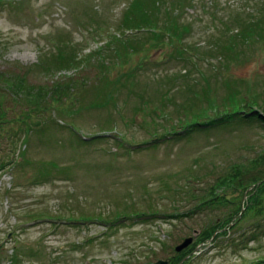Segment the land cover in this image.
<instances>
[{
	"label": "rangeland",
	"instance_id": "374dc122",
	"mask_svg": "<svg viewBox=\"0 0 264 264\" xmlns=\"http://www.w3.org/2000/svg\"><path fill=\"white\" fill-rule=\"evenodd\" d=\"M128 2L0 0V72L13 83L23 77V88L40 92L39 104L51 100L45 110L24 112L32 94L8 96L13 107L0 147L13 163L0 170V264H168L236 206L196 209L206 189L264 153L260 121L208 127L199 110L212 115L208 106L222 105L232 91L264 111V37L239 38L228 58L210 51L245 22L264 27V0H193L178 14L180 41L128 30L131 53L119 50L118 63L106 39ZM185 47L195 55L178 58ZM97 89H110L114 100L104 104ZM230 197L242 205L247 190ZM116 212L126 216L108 222ZM237 230L194 245L183 260L251 264L264 257V233L249 240ZM186 237L191 242L176 251Z\"/></svg>",
	"mask_w": 264,
	"mask_h": 264
},
{
	"label": "trees",
	"instance_id": "16d2710c",
	"mask_svg": "<svg viewBox=\"0 0 264 264\" xmlns=\"http://www.w3.org/2000/svg\"><path fill=\"white\" fill-rule=\"evenodd\" d=\"M193 0H129L125 10L121 16V25L117 27L115 32L111 33L110 36L106 39V42L109 43L113 47V53L115 55L114 59L116 62H122L118 59L119 50L124 51V56L131 53L127 49L129 48L130 44V36L126 33L128 30H148L154 32L153 34L158 38L159 36L163 40L166 38L168 43L180 41L181 39V26L178 23L179 12L183 7L187 5H191ZM172 2V3H170ZM170 3L171 10L167 5ZM174 10H177L174 12ZM162 13L168 20L160 19ZM264 15V11H263ZM258 23H253V21H248L243 24L241 27L240 32L238 33H231L228 35L229 41L224 43L226 38L219 39V41L215 42L210 49V51L215 52L218 51L221 56L228 58L234 56L235 51V44L236 40L239 38L246 39L251 32L258 33L259 37H264V27L260 26L262 21L259 20ZM129 36V37H128ZM136 39V38H135ZM223 42V43H221ZM60 49V46H57ZM62 51V48L60 49ZM97 53V51H94ZM92 52L91 54H93ZM184 53L191 54L187 47L179 49L175 52V55L180 58L184 57ZM90 54V56H91ZM192 56L195 54H191ZM93 57V56H91ZM58 58L64 60V55L61 53L58 55ZM111 57L107 58V64L110 62ZM77 59L76 55H72L68 57L69 62L74 63ZM109 60V61H108ZM114 60V61H115ZM115 63V62H114ZM141 63V62H140ZM103 64V62H101ZM40 66V65H38ZM103 66V65H102ZM49 66L45 65L44 69L49 70ZM108 67V66H107ZM138 67V66H137ZM40 68H42L40 66ZM45 71V70H44ZM133 72L127 71L125 75L128 77L127 81L130 82L129 75ZM10 76L6 75L5 72H0V139L4 137L5 127L8 123L9 119L7 118V114L12 105L7 103L10 99L15 98V100H20L21 96H26L28 93L31 99L27 98L28 104L33 103V105L29 106L24 110L27 112L29 110L34 111L33 109L37 110H45L47 105L50 104L51 100L47 102V105L39 104V97L40 92L37 90L32 93V88H23L22 82L24 78L21 76L16 75L15 81L13 83L12 80L9 78ZM118 78L115 80L116 83L121 84V82L117 81ZM127 87L129 90L130 84L123 85ZM132 87V86H131ZM99 93L102 91L97 89ZM9 91V92H8ZM105 100L104 104L107 102H112L114 100V94L112 91L106 90L102 92ZM10 99H9V97ZM27 97V96H26ZM54 97V98H53ZM113 97V98H112ZM227 99L219 105L217 103H212L208 106L207 111H213L212 115L206 114V107L200 108L199 110L203 111L202 114V123L207 124L208 127L215 126V125H224L228 124L232 120H258L262 124H264V111L261 112L258 109H255L256 106L259 107L258 102L256 103L255 99H248V98H239L238 100L233 96V92L230 91L228 93ZM57 100L58 97L56 95H51V99ZM57 98V99H56ZM25 99V98H24ZM15 102V101H14ZM16 104V103H15ZM102 104V103H92V105ZM40 108V109H39ZM205 112V113H204ZM198 112L197 115H199ZM208 115V116H207ZM29 114H25V118H28ZM199 118V119H201ZM12 121V120H11ZM25 124V120L23 121ZM29 127V126H28ZM30 130V128H29ZM0 170H5L8 166L12 165L13 157H9V155L4 154L2 147H0ZM264 153L261 154L260 157H257L253 161H250L249 164H235L232 166V169L221 178L217 179L216 182L206 189L205 195L199 201L196 209H203L205 206H221L227 205L228 203L235 204L236 206L234 209L229 213L228 217H224L222 219H215L212 222L201 229L197 236L195 237V243L190 245V248L185 249L180 254L177 253L176 256L170 257L168 264H186L188 260H190L189 256L186 260H183L185 256L188 254H193L194 245H197L202 242L208 241V239L215 242L218 238H225L228 232L234 228L239 229L238 231H242L241 235L238 237H248L249 240H256L261 235L260 233H264ZM51 166H55L52 163ZM50 174L48 169H44L40 171V175L42 177H46ZM227 188V189H226ZM244 191L247 190V199L239 205V203L230 197V194H235L239 191V189ZM230 190V193H228ZM240 198V197H239ZM238 204V205H237ZM156 211V210H155ZM138 215L139 213H134ZM142 214V213H140ZM155 214V213H154ZM181 215V214H180ZM121 216H126L125 212H116L114 217L108 219V222L113 221L116 222L117 218ZM178 216V215H175ZM254 216V217H253ZM254 218L251 224L246 226V228L242 229L239 227V223L244 218ZM244 230V231H243ZM214 235V236H213ZM213 236V237H212ZM226 240V239H223ZM229 242L235 241L234 238H229ZM197 254V253H196ZM195 256V255H194ZM183 260V261H182ZM251 264H264V257L261 259L256 260Z\"/></svg>",
	"mask_w": 264,
	"mask_h": 264
},
{
	"label": "water",
	"instance_id": "95a60500",
	"mask_svg": "<svg viewBox=\"0 0 264 264\" xmlns=\"http://www.w3.org/2000/svg\"><path fill=\"white\" fill-rule=\"evenodd\" d=\"M192 238L191 237H186L180 244H178L175 249L176 251H181L183 248H185L190 242ZM158 264H166V261L159 260L157 261Z\"/></svg>",
	"mask_w": 264,
	"mask_h": 264
}]
</instances>
